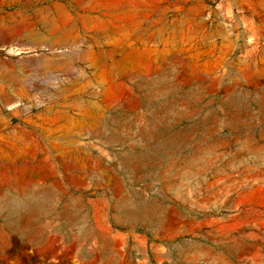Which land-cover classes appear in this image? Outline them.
<instances>
[{
  "label": "rangeland",
  "instance_id": "1",
  "mask_svg": "<svg viewBox=\"0 0 264 264\" xmlns=\"http://www.w3.org/2000/svg\"><path fill=\"white\" fill-rule=\"evenodd\" d=\"M0 264H264V0H0Z\"/></svg>",
  "mask_w": 264,
  "mask_h": 264
}]
</instances>
